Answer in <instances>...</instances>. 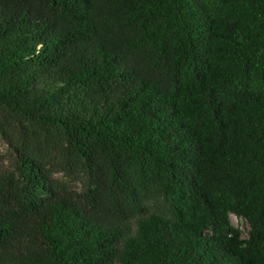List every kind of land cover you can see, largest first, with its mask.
Listing matches in <instances>:
<instances>
[{"label": "trees", "instance_id": "trees-1", "mask_svg": "<svg viewBox=\"0 0 264 264\" xmlns=\"http://www.w3.org/2000/svg\"><path fill=\"white\" fill-rule=\"evenodd\" d=\"M0 142V264H264V0H0Z\"/></svg>", "mask_w": 264, "mask_h": 264}, {"label": "rangeland", "instance_id": "rangeland-1", "mask_svg": "<svg viewBox=\"0 0 264 264\" xmlns=\"http://www.w3.org/2000/svg\"><path fill=\"white\" fill-rule=\"evenodd\" d=\"M5 149L6 147L0 142V153H4ZM232 221L236 226L240 227L243 231L246 232L247 224L243 219L238 218L236 215H232Z\"/></svg>", "mask_w": 264, "mask_h": 264}]
</instances>
